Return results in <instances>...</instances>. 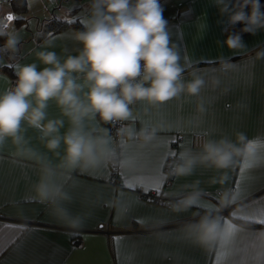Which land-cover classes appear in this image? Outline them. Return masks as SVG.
Returning a JSON list of instances; mask_svg holds the SVG:
<instances>
[{
  "label": "crops",
  "instance_id": "crops-1",
  "mask_svg": "<svg viewBox=\"0 0 264 264\" xmlns=\"http://www.w3.org/2000/svg\"><path fill=\"white\" fill-rule=\"evenodd\" d=\"M11 1L0 0V33L11 24L6 19L12 14ZM160 2L181 63L187 65L185 79L191 78V71H197L205 80L200 93H184L156 106L141 102L131 106L133 115L126 125L137 130L156 127L158 131L149 143L126 139L117 144L112 137L121 159L133 156L138 161L131 162L134 169L120 167V188L111 185L109 166L88 172L77 170L66 182L63 176H57L72 198L65 207L83 219V227L75 230L63 226L47 205L33 198V185L41 176L38 161L55 165L60 158L45 147L39 129L24 124L23 146L14 145L10 139L0 146V264H264V241L258 236L264 225L256 222L264 207L259 202L264 197V165L247 163L249 167L245 169L246 163L242 162L229 169H216L197 164L191 174L175 175L167 185L164 172L172 152L180 159L182 152L200 151L193 144V136L199 133L207 140H235V134L243 132L249 140L257 141L258 151L264 154V56H258L264 53V30L244 35V49L230 50L220 43L227 37L228 25L212 0ZM89 3L90 0H70L66 10L60 12L68 17L74 7L73 10L78 8L80 15L76 16L84 24ZM75 30L69 28L33 45L34 55L25 56L24 51L10 65H0V92L12 87L3 66H10L14 72L29 63L42 68L44 65L36 58L39 51H54L61 61L68 55H78L83 46L73 39ZM21 44L17 45L19 49ZM224 60L231 63L228 70L221 68ZM47 113L49 119L63 120L61 136L68 131L69 119L62 115L55 101L49 102ZM88 123L89 127L109 128L99 117ZM178 138L182 141L176 144ZM57 151L63 155V142ZM225 174V183H219ZM157 177H163L162 191L147 193H157L169 203L187 196L195 186L202 192L198 205L187 212L173 213L166 206L143 199L144 188H151V181ZM126 180L133 188L125 186ZM237 184L241 185L240 193L236 191ZM226 189L237 193L238 200L220 215L232 219L230 213L239 208L238 219L233 223L241 225L244 231L237 232L226 224L230 245L209 253L185 240L181 229L199 219L193 213H214Z\"/></svg>",
  "mask_w": 264,
  "mask_h": 264
},
{
  "label": "clouds",
  "instance_id": "clouds-1",
  "mask_svg": "<svg viewBox=\"0 0 264 264\" xmlns=\"http://www.w3.org/2000/svg\"><path fill=\"white\" fill-rule=\"evenodd\" d=\"M212 3L229 29L241 25L239 31H229L220 42L228 49H244L247 46L244 33L255 35L264 30L261 0H212ZM164 11L160 0H90L82 29L73 32V39L83 46L78 55H68L61 61L54 51H39L36 58L44 67L38 68L36 63L20 66L15 71L14 85L0 92V146L9 139L14 145L23 146L26 143L23 125L27 124L40 130L45 147L60 158L55 165L51 161H38L41 176L32 192L33 198L47 205L50 213L68 229L83 227V219L65 207L72 198L64 190V183L58 182V175L66 182L77 170L88 172L109 165L135 168L118 155L108 127H89L88 122L99 117L103 125L120 123L117 129L120 137L149 143L156 137V127L137 130L122 123L132 117L131 106L137 102L161 105L184 93L196 96L205 84L197 71H191V78L185 79L187 65L181 63ZM18 44V34L9 32L2 49L14 53ZM230 67L228 60L221 64L223 70ZM50 101H55L62 115L69 119L71 126L62 136L63 120L48 118ZM62 142L63 155L57 151ZM256 144L243 132H237L235 140L228 137L207 140L196 154L182 152L171 172L176 176L189 175L197 164L216 169H229L242 162L264 165V154ZM226 179L225 174L219 183H225ZM201 196L202 192L194 186L191 193L166 207L173 213L187 212L198 205ZM237 200V193L224 190L214 213H193L199 219L182 227L184 239L209 253L229 246L231 241L224 226L231 224L237 232L244 231L241 225L233 223L238 217L232 213L240 209L230 213L232 219L220 213ZM258 236L264 241V231Z\"/></svg>",
  "mask_w": 264,
  "mask_h": 264
},
{
  "label": "rangeland",
  "instance_id": "rangeland-1",
  "mask_svg": "<svg viewBox=\"0 0 264 264\" xmlns=\"http://www.w3.org/2000/svg\"><path fill=\"white\" fill-rule=\"evenodd\" d=\"M69 1L70 0H27V13L24 15H19L18 13H15V15L26 19V22L23 25L18 26L16 25L15 21H12L10 26L4 31L7 34L13 31L16 32L19 36V43H22V47L20 46V49L17 47V50L15 51L16 55H14L15 52L13 53L3 50L2 45L0 44V65H10V62L13 61V59H15L18 54H21L24 51L25 56L29 53L34 55L35 50H33V45L41 43V38L48 30V25L52 22V20L69 19V17H67L64 12H60L66 10ZM13 13L14 11H12V14ZM78 15H80V13ZM23 45H26V47H23ZM5 54H7L8 58ZM4 59L5 62L2 63ZM4 67L5 66H3V68ZM3 68L1 69L3 70Z\"/></svg>",
  "mask_w": 264,
  "mask_h": 264
},
{
  "label": "trees",
  "instance_id": "trees-1",
  "mask_svg": "<svg viewBox=\"0 0 264 264\" xmlns=\"http://www.w3.org/2000/svg\"><path fill=\"white\" fill-rule=\"evenodd\" d=\"M261 3L264 4V0H261ZM10 6H11V11H14L13 14L15 13H18L19 15H24L27 13L28 11V6H27V0H12L10 2ZM78 8L75 9V10H72L68 13V17L69 19L71 20H75L76 22L75 23H72V24H68L66 21L67 20H61V19H54L52 20V22L48 25V30L46 31V33L44 34V36L41 38V42L51 38L53 35L57 34V33H60L62 31H65L69 28H75L76 30L78 29H82V22L80 21V18H78L76 16V14L78 13ZM26 22V19L22 18L21 19H17L15 20V23L16 25L20 26V25H23L24 23ZM241 25H237L235 28L233 29H229L227 30V35H228V32L229 31H239ZM247 33H244V35H246ZM7 33L6 32H3V33H0V44L2 45L3 44V41L4 39L7 38ZM3 72L5 74H7L11 80H12V86L14 85L15 83V79H16V76H15V72L13 71V69L11 67H4L3 68ZM174 148H176V146L174 145ZM178 157V156H177ZM174 176H169L167 177L166 179V185L167 183L170 181L172 182L173 179H174ZM121 187V185H120ZM119 187V188H120Z\"/></svg>",
  "mask_w": 264,
  "mask_h": 264
},
{
  "label": "built area",
  "instance_id": "built-area-1",
  "mask_svg": "<svg viewBox=\"0 0 264 264\" xmlns=\"http://www.w3.org/2000/svg\"><path fill=\"white\" fill-rule=\"evenodd\" d=\"M123 124L126 123L125 122H122ZM109 129H110V134L112 135V137L114 138L115 142L118 144L121 140H126L127 138H122L120 137L118 134H117V129L121 126L120 123H117L115 126L109 124ZM182 141V138H178L177 139V142H181ZM207 141V138L204 134L202 133H199V134H195L193 136V144L195 146V148H200L201 144L203 142ZM175 144V146H176ZM117 149V152H118V155L120 156V151L118 149V145L116 147ZM179 161V158L177 157V155L175 157H173L172 155L169 156V158L167 159V162L165 164V177L167 179V177L169 176H173L172 172H171V168L173 166L174 163L178 162ZM109 168H110V183L112 186H114L115 188H119L120 185H121V180H120V167L118 166H112V165H109ZM171 182L169 181L167 184H170ZM141 197L143 199H146V200H149L150 202H152L153 204L155 205H167L168 202H165L161 196H159L157 193H143L141 194ZM103 233H106V234H112V232L110 231H106Z\"/></svg>",
  "mask_w": 264,
  "mask_h": 264
},
{
  "label": "snow or ice",
  "instance_id": "snow-or-ice-1",
  "mask_svg": "<svg viewBox=\"0 0 264 264\" xmlns=\"http://www.w3.org/2000/svg\"><path fill=\"white\" fill-rule=\"evenodd\" d=\"M6 19H7L8 22H12V21H15L17 19H21V17L15 15V14L9 13L7 15ZM66 22L68 24H72V23H75L76 21L71 20V19H68ZM5 27H7V25H5ZM171 155L173 157H175L177 155V153L176 152H172ZM127 161H129V162H138L137 161V158L136 157H133V156H129ZM248 167H249V165L246 163L244 165V168L247 169ZM139 183L143 184L144 181L143 180H140ZM151 184H152V187L151 188H149V187H145L144 188L145 193L154 190V191H156L159 194L162 191V188H163V177L154 178L151 181ZM125 186L128 187V188H130V189L133 188V184L130 183V182H127V180H126ZM236 191H237V193H240L241 192V185L240 184H237L236 185ZM259 202H261L262 204H264V197H260L259 198ZM201 206L202 207H205L206 206V207H209V208H214L215 207L214 205H204V204H201ZM260 213H261V218L258 219L256 222L264 225V207H262L260 209ZM232 215H237V213L233 212ZM239 218L240 219H247L248 217L247 216H240ZM229 227L234 229V226L231 225V224H229ZM117 243L119 244V239L117 240Z\"/></svg>",
  "mask_w": 264,
  "mask_h": 264
}]
</instances>
